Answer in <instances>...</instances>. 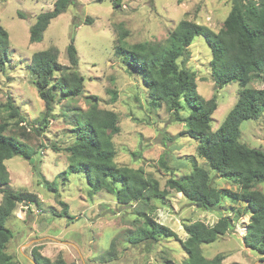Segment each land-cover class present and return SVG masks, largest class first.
I'll list each match as a JSON object with an SVG mask.
<instances>
[{
	"label": "rangeland",
	"instance_id": "374dc122",
	"mask_svg": "<svg viewBox=\"0 0 264 264\" xmlns=\"http://www.w3.org/2000/svg\"><path fill=\"white\" fill-rule=\"evenodd\" d=\"M77 1L50 21L41 40L31 43L29 26L36 14L52 8L53 0H0V25L8 33L10 57L0 65V103L10 97L23 115L25 125L28 128L38 125L44 103L37 94L29 69L30 55L55 46L58 61L67 64L65 49L72 31L84 85L83 93L73 98L63 97L55 90L49 123L39 136L31 139L39 150L32 158L33 163L45 179L53 183L57 193L39 182L29 160L18 155L4 160L9 188L32 191L42 201L40 206L16 204L13 214L5 221V226L13 233L6 251L20 264H34L32 247H37L51 260L61 256L68 264H179L186 254L173 237H160L151 245L132 244L127 240V231L141 225L142 214L138 211H146L182 240L187 236L183 229L185 222L201 220L211 225L220 216H228L230 229L214 241L201 244L202 254L207 258L222 254L225 264L264 263L261 254L244 246L242 241L249 218L248 213L243 214L245 203L224 199L220 207L206 210L167 186L169 177L189 172L193 162L206 168L207 165L196 153L197 141L178 135L184 123L171 120L163 104L158 107L150 104L141 76L131 71L113 50L118 30L125 32L126 44L163 41L181 19L217 31L230 9L231 0ZM18 11L24 16H18ZM189 51L186 65L195 72L197 92L204 98L217 94L218 106L210 122L215 129L236 101L240 86L233 81L216 87L209 68L210 49L202 36L194 37ZM246 86L262 88L264 81L251 80ZM89 94L97 96L98 107L113 110L118 115L119 132L112 136L114 161L118 165L142 168L146 176L157 179L160 189L167 191L165 197L152 198L147 204L137 206L135 203L122 205L104 190L89 196L82 173H63L68 153L62 148L73 137L69 131L73 125L72 109L86 110L91 101ZM180 113L187 114V109L183 108ZM240 141L264 150V111L258 119L240 123ZM40 143L43 145L39 146ZM51 144L60 149L53 151ZM208 170L213 186L237 190L236 182ZM254 188L264 193V182ZM1 197L2 193L0 200ZM59 201L67 204L72 218L57 216L63 207Z\"/></svg>",
	"mask_w": 264,
	"mask_h": 264
},
{
	"label": "trees",
	"instance_id": "16d2710c",
	"mask_svg": "<svg viewBox=\"0 0 264 264\" xmlns=\"http://www.w3.org/2000/svg\"><path fill=\"white\" fill-rule=\"evenodd\" d=\"M77 3V0H53L52 8L36 14L29 26V42L41 40L50 21ZM17 14L24 16L19 11ZM74 22L72 26L76 28ZM124 34L118 30L114 53L123 58L131 71L141 76L150 104L154 107L163 104L171 120L184 123L178 135L197 141L196 153L207 165L206 168L193 162L189 172L180 177H169L167 186L206 210L220 207L224 199L245 203L243 214L248 213L249 218L242 241L244 246L261 254V260H264V193L254 188L264 182V150L240 141V123L248 119L256 120L264 111V87L246 86L251 80L264 81V0H231L230 9L217 31L207 25L181 19L163 41L126 44ZM198 35L204 38L210 49L209 68L216 87L233 81L240 86L236 101L215 129L211 128L210 122L218 106L217 94L202 97L196 90L195 72L186 65L190 56L189 46ZM65 50L67 64L58 61L55 46L30 55L29 69L34 76L37 94L44 103L38 125L28 128L10 97L0 103V264H20L6 251L13 233L5 226V221L13 214L16 204H42L32 191L9 188V174L4 160L14 155L29 160L39 182L49 191L57 193L53 183L45 179L37 164L33 163L32 158L39 154V150L33 146L31 139L39 136L49 123L56 99L55 90L70 98L84 91L73 31ZM9 58L8 33L0 25V65ZM87 96L91 101L86 110L79 107L72 109L73 125L69 131L73 137L62 148L68 153L63 173H82L89 196L104 190L122 205L135 203L134 206H137L139 203L147 204L152 198L165 197L167 191L160 189L157 179L146 176L142 168L118 165L114 161L112 136L119 132L118 115L113 110L98 107L96 95ZM183 108L187 109V114L181 115ZM50 148L53 151L60 149L55 144H51ZM208 169L219 177L236 182L237 190L213 186ZM59 203L63 207L57 216L72 218L67 212V204L63 201ZM138 212L142 214V222L134 230L127 231L130 243L151 245L160 237H173L186 254L179 264H225L222 254L205 257L201 244L214 241L230 229L228 216H220L211 225L201 220L185 222L183 229L187 236L182 240L174 230L154 220L148 212ZM31 259L34 264H68L61 256L51 260L37 247L31 248Z\"/></svg>",
	"mask_w": 264,
	"mask_h": 264
},
{
	"label": "water",
	"instance_id": "95a60500",
	"mask_svg": "<svg viewBox=\"0 0 264 264\" xmlns=\"http://www.w3.org/2000/svg\"><path fill=\"white\" fill-rule=\"evenodd\" d=\"M263 262H264V260H263Z\"/></svg>",
	"mask_w": 264,
	"mask_h": 264
}]
</instances>
